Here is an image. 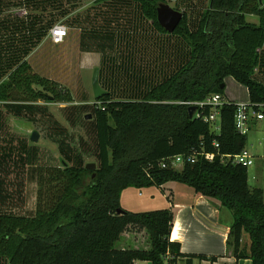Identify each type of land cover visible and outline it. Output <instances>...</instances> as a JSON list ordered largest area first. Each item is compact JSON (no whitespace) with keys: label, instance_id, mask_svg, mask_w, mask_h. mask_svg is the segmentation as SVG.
Here are the masks:
<instances>
[{"label":"trees","instance_id":"obj_1","mask_svg":"<svg viewBox=\"0 0 264 264\" xmlns=\"http://www.w3.org/2000/svg\"><path fill=\"white\" fill-rule=\"evenodd\" d=\"M112 1L122 6H129V1L158 33L178 37L182 42L179 62L161 82L148 83L135 77L140 98L118 101L109 90L99 100L101 107L94 108L96 170H87L80 161L79 166L66 162L37 166L35 215H0V264H178L182 258L187 259L186 264H193V259L216 261L217 257L184 255L180 243L171 241L172 210L133 213L121 207L124 190L160 188L170 182L227 208L233 216L228 239L233 255L237 260L264 264V191L249 185L248 169L222 164L218 156L212 162L186 164L180 170L160 166L164 159L189 154L202 144L207 152L216 153L212 144L218 142L220 154H237L245 148L247 137L235 132L233 103L223 107L217 135L209 124L191 118L188 108L176 102L224 96L227 77L247 88L250 103L264 102V84L256 78L264 65V0H208L199 12L189 15L184 11L173 34L157 20L159 5L168 4V0H97ZM78 2L0 0V14L12 5L31 10L28 21L9 14L6 24L9 22L12 29L7 27L5 36L17 31L23 35L26 48L33 49L46 37L44 32L68 14V5L72 3L74 8ZM250 16L257 17L258 23L249 22ZM28 28L31 37L24 35ZM99 36L102 48L114 50L112 32ZM73 101L66 87L41 77L25 58L0 83V103ZM5 187L0 179V198L13 199ZM243 233L250 238L248 250L242 248ZM137 234L144 238L140 247H125L126 237Z\"/></svg>","mask_w":264,"mask_h":264},{"label":"rangeland","instance_id":"obj_2","mask_svg":"<svg viewBox=\"0 0 264 264\" xmlns=\"http://www.w3.org/2000/svg\"><path fill=\"white\" fill-rule=\"evenodd\" d=\"M80 1L83 6L79 11H84L83 13H87L88 9L105 8L94 0ZM195 3H199L198 0ZM71 5L72 3L68 5L69 10ZM168 5L173 7L174 2L168 0ZM20 9L25 8L22 6ZM20 9L15 8L19 17L28 21L27 10L21 11L23 14L20 15ZM8 12L0 14V83L25 58L37 74L66 87L74 99L72 103L64 104L0 103V179L13 197L11 200L0 198V215L30 217L36 211L38 165L60 166L62 162H66L68 165L79 166L80 161L82 166L93 163L99 167L94 108L96 105L101 107L102 103L94 99V71L99 70L101 88L113 92V99L124 101L139 97L140 90L134 86L135 77L138 80L144 78L148 83H158L174 72L175 65H171L164 55L161 56V44L158 48L150 42L134 41L131 45H124L122 42L114 50L104 49L101 36L96 34L95 37H87L79 42L80 33L76 30L69 31V36L61 44H54L48 37L49 32H44L47 33L45 39L33 49L26 48L23 35L17 31L14 32L15 35L7 33L5 36L12 29L9 22L6 24ZM68 19L65 21L68 22ZM252 20L258 23L257 17H248L249 22ZM25 32L26 37H31L29 28ZM129 59H132V66L129 65ZM262 71L264 72V65L257 71L256 78L264 84ZM146 84L140 85V88H144ZM225 84V99L235 104L250 102L245 86L232 77H227ZM88 115L92 117L90 120H86ZM34 133L39 135L37 143L31 139ZM263 138L264 123L261 122L251 130L246 142V148L257 157L264 155ZM248 176L251 187L264 190V164L261 159L258 158L256 164L248 169ZM166 187L164 192L171 199L181 187L189 189L175 182H170ZM129 191L137 203L142 202L134 213L161 210L166 206L160 197L161 190L156 187ZM139 193L142 197H139ZM144 245L147 246L146 242Z\"/></svg>","mask_w":264,"mask_h":264},{"label":"crops","instance_id":"obj_3","mask_svg":"<svg viewBox=\"0 0 264 264\" xmlns=\"http://www.w3.org/2000/svg\"><path fill=\"white\" fill-rule=\"evenodd\" d=\"M94 1L96 2L97 0ZM170 1L174 2L173 8L177 7L180 11H186L189 15L192 11H201L208 4V0H198L199 3H195V0L194 2L193 0ZM98 4H101L105 8L100 6L101 8H98V10L88 9L87 13H83L84 11H79L83 6V2L79 0L78 4L74 8H71L65 17L59 18L55 25H65L68 28L67 37L69 36V31H78L80 33L79 42L86 40L87 37H95L96 34L102 35V33L110 31L114 34V48L120 46L122 42L124 45L127 43L131 45L134 41H144L150 42L155 47L158 46V48L159 44H161V50L159 51L161 56L164 55L169 59L171 65L177 66L179 49L182 46V42L178 37L158 33L152 27L151 22H148L140 14L134 4H129V1H126V4L129 6H122L118 1L98 2ZM21 7L12 5L5 12L9 11V14L19 16L15 8L20 9ZM23 7L25 9H20V12L27 10V15H30L31 10L27 6ZM22 14L21 12L20 15ZM65 19H68V22ZM251 22L256 23L253 20ZM50 30L49 38H51ZM183 49L187 52L186 47H183ZM131 60L129 59V65L132 66ZM125 64L128 63L126 62ZM168 184L160 188L156 187V189L161 190L160 197L166 203L163 209H170L174 214L171 241L180 243L181 252L184 255H205L218 258L214 262L193 259V264H252V261L249 259L237 260L233 255L232 247L228 246L233 216L227 208L214 204L203 196L197 195L192 189L184 187H181L178 191L179 195L177 193L173 197L174 194L172 192L173 198L171 199L164 192ZM131 189L135 190V188H128L122 192L120 204L124 210L134 213L138 206L142 205V202L137 203L132 198L131 191H129ZM150 189H155V187L147 188V190ZM139 197H142L141 193H139ZM151 197L155 198V195ZM143 239L142 234L131 235L127 236L125 240L123 239V243L125 247L133 246L134 248H138ZM241 244L242 248L249 249L250 238L248 234L243 233ZM186 261V258L179 259L178 264H186ZM135 264H148V262H136Z\"/></svg>","mask_w":264,"mask_h":264},{"label":"built area","instance_id":"obj_4","mask_svg":"<svg viewBox=\"0 0 264 264\" xmlns=\"http://www.w3.org/2000/svg\"><path fill=\"white\" fill-rule=\"evenodd\" d=\"M68 35V28L63 24H57L50 30V36L54 44H61L65 41ZM234 104L236 111L234 114V128L235 132L241 136H248L251 130L257 126V124L264 123V102L261 103H242L235 104L224 98L221 94H214L202 101H179L176 104L190 107H195L196 112L193 118L200 119L203 122L209 124L215 134H220L222 115L221 111L224 106ZM264 144V138H263ZM213 147L217 149L216 153H210L205 150L203 144L199 150L193 148L189 154L176 155L164 159L160 166L162 169H174L180 170L186 164H195L199 161L212 162L216 156L219 157L222 164L241 166L249 169L256 164L259 159L264 164V155L257 157L251 153L245 146V148L237 154H220L218 152L219 144L214 142Z\"/></svg>","mask_w":264,"mask_h":264},{"label":"water","instance_id":"obj_5","mask_svg":"<svg viewBox=\"0 0 264 264\" xmlns=\"http://www.w3.org/2000/svg\"><path fill=\"white\" fill-rule=\"evenodd\" d=\"M183 19V12L171 7L168 4L162 3L157 9V20L159 25L169 34H173L179 24ZM92 88L95 100H101L109 94V92L103 90L99 83V70H95L92 78ZM224 88V85L222 86ZM190 117L193 118L194 113L196 112L195 107H190L189 109ZM92 117L88 115L86 120H90ZM32 141L37 143L39 141V135L34 133L32 135ZM86 169L94 171L97 169L96 165L91 163L86 165ZM118 214H122V210H118ZM148 264H152L148 262Z\"/></svg>","mask_w":264,"mask_h":264}]
</instances>
